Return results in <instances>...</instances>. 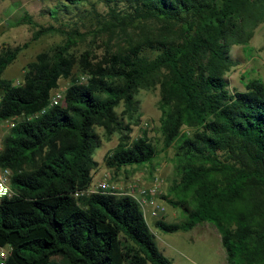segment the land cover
<instances>
[{
    "label": "trees",
    "instance_id": "obj_1",
    "mask_svg": "<svg viewBox=\"0 0 264 264\" xmlns=\"http://www.w3.org/2000/svg\"><path fill=\"white\" fill-rule=\"evenodd\" d=\"M88 2L62 0L49 14L57 19ZM104 2L100 29L125 40H108L101 56H75L83 40L77 29L38 27L28 14L21 24L34 29L32 42L54 34L64 42L39 53L20 85L3 74L29 43L0 53V121L22 118L3 137L0 155V166L13 173L14 195L0 201V246L12 248L7 264H173L136 200L76 196L89 190L98 168L97 128L108 139L120 135L104 158L107 168L153 164L156 147L147 136L131 141L124 120L134 119L140 90L157 88L162 150H175L178 175L166 199L184 219L155 227L177 233L209 223L227 264H264V83L249 80L240 92L225 78L238 65L230 47L247 51L264 24V0ZM61 80L70 81L65 105L51 106Z\"/></svg>",
    "mask_w": 264,
    "mask_h": 264
},
{
    "label": "rangeland",
    "instance_id": "obj_2",
    "mask_svg": "<svg viewBox=\"0 0 264 264\" xmlns=\"http://www.w3.org/2000/svg\"><path fill=\"white\" fill-rule=\"evenodd\" d=\"M61 2L62 0L0 1V53L7 48L16 49L29 43L28 48L20 52L17 59L5 70L4 79L22 83L24 70L39 53L49 51L64 42V37L58 34L46 35L37 42H32L34 29L29 25L21 24L25 14H28L38 27L54 26L63 28L64 31L77 29L83 37L81 41L77 39L78 45L73 50V54L77 57L87 50L92 51L95 55L93 58L101 56L108 40L113 44L124 42V36L111 38L100 29V21L108 18V4L104 0H89L88 3L71 7L68 14L59 11L57 19H53L49 12L56 10ZM126 6V3L119 2L117 8L122 11L126 9ZM96 13L103 18H98ZM230 54L238 62V65L231 68L225 76L230 89L245 91V85L252 79H258L264 83V24H260L254 31L247 51L243 46L235 45L230 47ZM75 74L79 75L78 69L75 70ZM69 86L70 81L61 80L58 90L65 92ZM136 99L139 104L134 119L130 121L125 118L124 120L126 124L130 122L131 141L147 136L156 147L158 156L151 166L128 167L119 172L111 170L106 167L104 158L117 147L120 135L116 133L108 139L104 130L97 128L101 146L94 154L98 168L94 173L93 185L104 177H109L111 184L117 189L124 188L128 183L150 189L153 187V181L156 178L159 179L160 186L154 196L155 206H160L165 211L158 216L147 215V222L158 249L173 264H227L221 236L213 225L202 223L191 231L177 233H165L155 227L157 220L179 223L184 219L181 209L172 207L166 199L174 180L178 178L175 150L173 148L167 151L162 150L161 112L158 105L159 88L140 90ZM123 110L124 105L121 104L117 108L118 114H121ZM21 120L22 118H19L14 123ZM0 135H2L1 130ZM147 211L149 212L148 208Z\"/></svg>",
    "mask_w": 264,
    "mask_h": 264
},
{
    "label": "built area",
    "instance_id": "obj_3",
    "mask_svg": "<svg viewBox=\"0 0 264 264\" xmlns=\"http://www.w3.org/2000/svg\"><path fill=\"white\" fill-rule=\"evenodd\" d=\"M81 83H86L88 80L87 76H82ZM16 85H20L19 82ZM2 100V90L0 88V102ZM51 106L65 105V92L56 90L51 97ZM44 111L39 113V116L43 114ZM32 118V117H30ZM19 119V117L0 121V130L2 135H0V155L3 152V137L11 130L15 125L14 121ZM12 171L10 169H4L0 166V201L5 198H11L14 195V192L11 188V178ZM160 186L159 179L153 181V187L150 189L144 187H138L134 183H128L124 188L117 189L115 185H112L109 177H104L96 185H93L85 193H77L76 196H87L91 194H112V195H122L133 198L141 206L144 215L147 207L152 208L151 213H146V216L150 214L153 216H158L160 213L164 212L165 209L160 206H155L154 196L157 194L158 188ZM118 190V191H116ZM12 248L10 246H0V264H7L9 257L11 256Z\"/></svg>",
    "mask_w": 264,
    "mask_h": 264
},
{
    "label": "crops",
    "instance_id": "obj_4",
    "mask_svg": "<svg viewBox=\"0 0 264 264\" xmlns=\"http://www.w3.org/2000/svg\"><path fill=\"white\" fill-rule=\"evenodd\" d=\"M1 1V0H0ZM148 209H149V212L147 211V209H146V211H145V217H146V219H147V216H146V213H151L152 212V208L151 207H147Z\"/></svg>",
    "mask_w": 264,
    "mask_h": 264
}]
</instances>
